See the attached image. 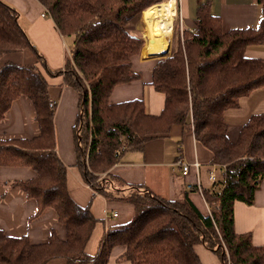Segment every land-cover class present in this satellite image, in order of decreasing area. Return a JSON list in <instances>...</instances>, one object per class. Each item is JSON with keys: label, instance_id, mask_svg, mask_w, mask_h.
<instances>
[{"label": "trees", "instance_id": "1", "mask_svg": "<svg viewBox=\"0 0 264 264\" xmlns=\"http://www.w3.org/2000/svg\"><path fill=\"white\" fill-rule=\"evenodd\" d=\"M40 1L62 34L74 38L64 66L49 65L22 26L20 11L5 0H0V59L31 48L47 72L64 75L65 84L79 94L73 130L83 179L108 201L132 204L135 213L107 227L95 254L86 251L98 218L90 204L80 205L69 192L68 165L57 151L50 84L36 64L5 62L0 66V120L16 99L27 96L40 133L0 138V166H30L37 172L11 184L37 201L30 219L53 208L66 236L53 230L47 241L34 243L28 235L13 236L0 228V264H49L53 259L108 264L115 245L126 247L120 257L132 264H203L197 244L215 252L223 264H264V244H255L251 231L235 230L234 211L237 200L253 203L264 179V116L253 114L237 141L229 138L225 120V111L237 107L240 96L264 86V59L246 55L249 46L264 42V0H259L263 12L257 26L225 30L209 2L199 7L193 29L181 28L177 19L172 54L153 68L152 84L166 97L159 114L149 113L141 98H109L116 85L140 78L133 62L144 45L138 24L145 10L167 0ZM174 124L191 125L196 139L212 151L211 162L223 168L219 186L203 189L208 214L189 191L171 199L111 173L125 151L144 150L147 141L167 135Z\"/></svg>", "mask_w": 264, "mask_h": 264}, {"label": "crops", "instance_id": "2", "mask_svg": "<svg viewBox=\"0 0 264 264\" xmlns=\"http://www.w3.org/2000/svg\"><path fill=\"white\" fill-rule=\"evenodd\" d=\"M5 1L20 11L19 20L22 26L34 44L47 56L48 63L53 68L63 67L66 55L71 52V49L66 41V35L60 31L51 11L40 0ZM204 2H209L212 12L221 17L225 30L232 27L257 26L261 22L263 5L259 0H175L177 11L175 20L181 21V28L195 27L198 9ZM142 33L146 34L145 31ZM173 34L170 47L164 49L143 47L139 54L133 56L134 68L141 72V76L131 82L116 85L110 94L111 101L121 102L141 98L145 101L149 113H161L166 97L152 84L153 68L160 58L172 54ZM73 45L74 40H72V48ZM148 46L152 48L151 43ZM246 55L264 59V42L249 46L246 49ZM37 59L34 50L26 48L5 54L0 59V66L8 61L36 64L47 78L51 99L56 101L57 151L68 165L69 192L80 205L90 204L91 211L98 218L86 245V251L89 254H95L107 227L128 221L133 217L135 209L129 203L108 201L102 195L95 193L83 179L77 166L76 140L73 130L79 113V94L65 84L63 74L55 77L48 76ZM253 114L264 116V86L240 96L239 105L225 111L228 136L232 141L238 140L243 125ZM39 133L40 125L36 119V108L32 100L27 96L19 97L13 102L5 117L0 120V138L32 137ZM212 158V151L196 139L191 125L174 124L167 135L157 136L147 141L144 150L125 151L119 162L112 167L111 173L126 182L143 184L154 193L171 199H181L185 191H189L191 200L204 214H208L210 206L196 185V169L193 167L189 175H184L178 161H200L202 166L199 175L203 189H211L217 188L223 180V168L213 164ZM211 171L216 174L215 181L210 179ZM36 176L37 172L30 166H0V228L9 235H28L34 243L47 241L53 230L60 238H64L66 226L59 221L57 212L49 208L44 214L30 219L37 209V201L29 198L21 187L11 184ZM190 184H192L191 187H189ZM193 187H197L198 190H192ZM234 211L235 230L237 232L251 231L253 242L258 245L264 244V179L255 193L253 203L237 200ZM107 212H118V216L108 219ZM125 249L124 245H115L108 264H132L129 259L120 257ZM195 250L203 264H223L219 256L204 244L195 245ZM63 261V259H53L49 264H58Z\"/></svg>", "mask_w": 264, "mask_h": 264}, {"label": "bare ground", "instance_id": "3", "mask_svg": "<svg viewBox=\"0 0 264 264\" xmlns=\"http://www.w3.org/2000/svg\"><path fill=\"white\" fill-rule=\"evenodd\" d=\"M176 14L175 0H167L143 12L142 23L152 48H168Z\"/></svg>", "mask_w": 264, "mask_h": 264}, {"label": "built area", "instance_id": "4", "mask_svg": "<svg viewBox=\"0 0 264 264\" xmlns=\"http://www.w3.org/2000/svg\"><path fill=\"white\" fill-rule=\"evenodd\" d=\"M175 17H177V11H176ZM50 106L55 108L56 101L51 99L50 100ZM123 148H124V146H123ZM120 152H121V148L117 150V154H119ZM178 165H179V167H180V169H181V171H182V173L184 175H189L191 170L193 169V167L196 169V171H197V182H196V185L199 188V191L201 193H203V186H202V183H201V180H200V175H199V171L201 169L202 163L200 161H198V160H196L195 162H187V161L179 160L178 161ZM210 179L212 181L216 180V174L214 173V171H211ZM191 186H192V184L189 185V187H191ZM116 216H118V212H112V213L107 212V218L108 219H112L113 217H116Z\"/></svg>", "mask_w": 264, "mask_h": 264}, {"label": "rangeland", "instance_id": "5", "mask_svg": "<svg viewBox=\"0 0 264 264\" xmlns=\"http://www.w3.org/2000/svg\"><path fill=\"white\" fill-rule=\"evenodd\" d=\"M154 5H156V4H154ZM142 15H143V13H142ZM178 16H179V14H178ZM175 18V17H174ZM177 18V17H176ZM24 21V20H23ZM174 21H175V24H177V19L175 20L174 19ZM174 21H173V26H174ZM178 22L180 23L181 21L178 19ZM180 26H181V23H180ZM141 28H144V25H143V23H142V17H141V20H140V22H139V24H138V29H139V31L141 32ZM142 32H144V29L142 30ZM141 32V33H142ZM172 33H174L173 32V30H172ZM172 33L170 34V41H171V36H172ZM142 36H143V38H144V45H143V47L144 48H147V49H153V48H151V47H149L148 46V44L150 45V41H149V38L146 36V34L145 35H143V33L141 34ZM174 39H175V35L173 34V40H172V45L174 46ZM72 40H74L73 39V36H66V41H67V43H68V45H69V47H70V49L72 50V46H71V44H72ZM137 46H138V42H137V44L135 45V52H136V50H137ZM169 47H170V45H169ZM173 49V48H172ZM70 50V51H71ZM144 50V49H143ZM169 50V49H168ZM69 51V50H68ZM69 53V52H68ZM166 53V52H165ZM164 54V53H163ZM45 55V54H44ZM162 55V54H161ZM45 57H47L46 55H45ZM38 58V57H37ZM38 61H39V63H40V65L42 66V67H44L43 65H42V63L40 62V60L39 59H37ZM50 65V64H49ZM51 66V65H50ZM51 67H53V66H51ZM45 69V68H44ZM47 72V71H46ZM48 76H53V77H55V76H58V75H60V74H57V75H52V74H50L49 72H47L46 73ZM219 174V173H218Z\"/></svg>", "mask_w": 264, "mask_h": 264}]
</instances>
